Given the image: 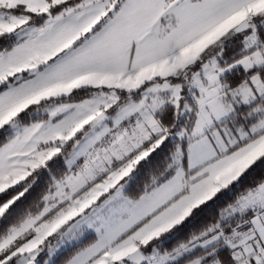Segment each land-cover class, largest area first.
Listing matches in <instances>:
<instances>
[{
    "label": "snow or ice",
    "instance_id": "1",
    "mask_svg": "<svg viewBox=\"0 0 264 264\" xmlns=\"http://www.w3.org/2000/svg\"><path fill=\"white\" fill-rule=\"evenodd\" d=\"M0 264H264V0H0Z\"/></svg>",
    "mask_w": 264,
    "mask_h": 264
},
{
    "label": "trees",
    "instance_id": "2",
    "mask_svg": "<svg viewBox=\"0 0 264 264\" xmlns=\"http://www.w3.org/2000/svg\"><path fill=\"white\" fill-rule=\"evenodd\" d=\"M37 191H39V189H37Z\"/></svg>",
    "mask_w": 264,
    "mask_h": 264
}]
</instances>
